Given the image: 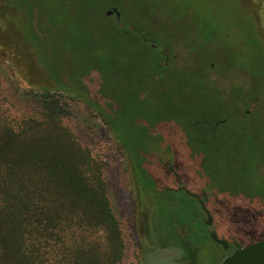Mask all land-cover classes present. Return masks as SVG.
<instances>
[{"label":"rangeland","instance_id":"obj_1","mask_svg":"<svg viewBox=\"0 0 264 264\" xmlns=\"http://www.w3.org/2000/svg\"><path fill=\"white\" fill-rule=\"evenodd\" d=\"M110 1L102 0L98 8ZM42 2L59 23L60 1ZM112 7L120 13L117 26L128 34L88 11L84 17L60 23L63 31H77L83 39L86 31L91 33L86 51L100 59L99 67L116 52L117 65L123 68L97 71L101 96L87 93L86 98L95 97L103 106L115 101L112 108L123 120L119 121L127 124L134 119L132 125L137 127L128 134L135 143L131 150L143 154L144 189L138 188L129 155L103 109L80 94L64 93L71 106L64 123L101 164L121 222L125 248L119 264H220L229 250L209 240L205 224L195 218L198 202L174 189L176 178L168 166L188 190L203 189L207 194L206 206L219 237L229 241L233 233L238 240L234 241L246 245V222L264 219V0H122V6ZM109 17L119 22L115 15ZM84 18L88 24L82 22ZM37 20L45 24L47 18L40 15ZM4 22L0 24L5 29L0 33V90L7 93H0V108H9L15 119L25 109L15 90L58 86L35 59L30 40L23 36L22 21ZM164 48L171 70L155 83L150 75L157 76ZM162 58L164 62V54ZM211 97L217 99L215 103ZM205 122L211 141L200 148L197 140L205 132L195 130L193 124ZM210 122L214 129L208 128ZM198 152L205 153V162ZM143 218L150 244L138 232Z\"/></svg>","mask_w":264,"mask_h":264},{"label":"trees","instance_id":"obj_2","mask_svg":"<svg viewBox=\"0 0 264 264\" xmlns=\"http://www.w3.org/2000/svg\"><path fill=\"white\" fill-rule=\"evenodd\" d=\"M59 1L62 5L58 14L62 16L60 22L75 16L84 17L88 11L110 20L107 23L121 33H129L117 26L120 21L116 23L104 14L105 8L122 6V0H111L110 5L102 8H98L102 0ZM41 3L44 2L0 0V24L11 19L22 21L23 36L30 40L29 47L36 52L35 59L58 86L55 90L48 86L15 90L22 108L26 109L21 117L14 119L9 108H0V264H119L125 248L121 222L110 199L101 164L64 123L71 115V106L64 93L80 94L85 98L87 93L101 96L102 85L97 71L102 74L109 69L119 71L123 68L117 65L116 52L99 67L100 59L96 60L86 51L91 33L86 31L83 39L77 31H63V24L56 22L57 16ZM40 15L46 16L45 24L37 20ZM88 21V18L82 20L84 24ZM0 31L5 29L0 26ZM159 57L161 68L157 76L151 72L149 79L155 83L166 75L163 54ZM250 66L253 64H249V77ZM0 93H7V90H0ZM130 97L133 96L130 94ZM87 101L96 109H103L112 132L129 155L138 188L144 189L142 179H146L147 172L142 165L143 154L131 150L135 143L128 134L137 127L132 125L134 119H128L127 124L121 122L123 120L115 116L112 108L115 101H107L105 106L95 97ZM201 124H193L195 130L205 132L197 144L200 148L208 147L211 136L206 132L207 123L199 126ZM208 124V128L214 129L213 123ZM198 155L200 161L205 162V153L198 152ZM177 191L195 199L183 190ZM144 218L138 232L150 244ZM195 218L205 224L201 207ZM253 220L250 218L246 222L245 244L264 238V219L256 220L258 223L251 222ZM205 226L210 240L208 230L211 228ZM253 234L257 237L251 238ZM236 237L229 233V241H238ZM187 250L190 255L191 250Z\"/></svg>","mask_w":264,"mask_h":264},{"label":"water","instance_id":"obj_3","mask_svg":"<svg viewBox=\"0 0 264 264\" xmlns=\"http://www.w3.org/2000/svg\"><path fill=\"white\" fill-rule=\"evenodd\" d=\"M105 14L115 15L117 19L120 17V13L117 8L107 9ZM168 169L173 173L178 181V187L174 188L175 190H183L189 196L196 198L200 204L201 210L205 214V224L210 227L209 237L210 239L220 245L224 251H227L230 247V242L226 239L220 238L217 232L213 229V216L211 211L207 208L205 202L199 197L198 194L188 190L185 185L182 184V180L178 173L175 172L172 165L168 166ZM233 250L224 255L220 264H264V238L257 241H253L246 245H240L236 241H233Z\"/></svg>","mask_w":264,"mask_h":264},{"label":"flooded vegetation","instance_id":"obj_4","mask_svg":"<svg viewBox=\"0 0 264 264\" xmlns=\"http://www.w3.org/2000/svg\"><path fill=\"white\" fill-rule=\"evenodd\" d=\"M111 8H114V7H111ZM110 8V9H111ZM114 15V14H113ZM107 16V15H106ZM109 16H111V15H109ZM109 16H107V17H109ZM116 18V20L117 21H119V19H117V17H115ZM145 41V40H144ZM146 43H148V44H150V45H152V47H157L155 44H153L152 42H150V41H145ZM161 53L162 54H164V67L166 68V70H171V67L169 66V56H168V53L167 52H165V48L164 49H162L161 50ZM242 85L243 84H241L240 85V89L242 90L243 88H242ZM213 89V88H212ZM242 92V91H241ZM213 100H214V103H215V101L217 100V99H215L214 97H211ZM199 101H201L200 99H198ZM243 104L244 103H242V105L240 106V107H242L243 106ZM210 106H213L214 104H209ZM248 112H246L245 111V115L246 116H248V114H247ZM228 117H225L223 120H226ZM221 121V120H220ZM176 178V177H175ZM176 182H177V186L176 187H178V181H177V179H176ZM180 185H184L183 184V182H182V184H180ZM196 194H198L199 195V197L205 202V204H207V201H208V196H207V194L204 192V190L203 189H201V191L200 192H195ZM196 199V198H195ZM197 200V199H196ZM197 202H198V200H197ZM199 203V202H198ZM200 205V204H199ZM204 213V212H203ZM205 215V214H204ZM234 240H232V241H229L230 242V247H229V249L228 250H233V248H234V246H233V242Z\"/></svg>","mask_w":264,"mask_h":264}]
</instances>
